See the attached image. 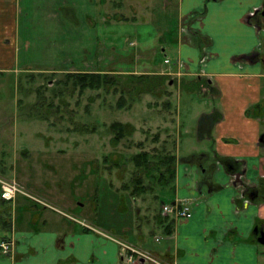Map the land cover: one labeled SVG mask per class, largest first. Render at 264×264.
<instances>
[{
  "label": "crops",
  "instance_id": "obj_1",
  "mask_svg": "<svg viewBox=\"0 0 264 264\" xmlns=\"http://www.w3.org/2000/svg\"><path fill=\"white\" fill-rule=\"evenodd\" d=\"M72 1L0 0V72L25 66L22 49L29 55L35 37L28 18L37 6L45 4L49 15L38 26L51 30V35L63 42L60 56L68 57L69 63L64 71L98 73L100 70L86 71L74 63L90 61L85 59L87 47L80 48L84 45L82 37L87 30L91 31L92 42L99 41L96 44L102 47L103 35L97 30L122 23L114 17L122 4L115 0H88L92 10L82 21L74 14L76 4ZM164 3L175 7L173 14L166 10L165 18L155 21L154 27L166 67L144 59L149 47H144L138 36V40L131 42L135 49L144 50L143 54L137 51L136 59L145 64L136 65L133 71L120 72L119 68L116 74L206 80L204 105L193 104L186 114L182 93H178L175 135L169 133L174 136L176 175L171 188H165L157 198L169 199L162 202L165 205L187 203L192 217L176 220L164 216L159 227L136 232L132 229L136 215H127L124 228L120 224L124 216L118 214L115 231L110 232L102 224L91 230L72 221L71 212L75 209L64 200H42L54 209L44 205L39 209L24 196H19L15 203L0 198V204L11 207L7 226L0 227V243L7 239L13 244L8 254L0 250V264H130L119 241L146 252L160 264H264V245L259 242L264 233V0ZM109 5L116 9L111 20L107 19L111 18ZM97 14L100 21H95ZM132 22L138 23L136 19ZM42 38L41 34L36 37ZM169 49L175 52V61L166 54ZM167 59L170 65L165 63ZM98 60L102 62L103 57L95 58L97 64ZM31 65L34 64H28ZM53 70L40 68L31 72H56ZM186 89L184 94L190 95L189 99L200 94L196 88ZM137 103L149 109L146 100ZM216 113L221 114L217 121ZM30 181L24 182L25 189L39 193ZM122 229L127 232H121ZM168 231L171 233L167 234Z\"/></svg>",
  "mask_w": 264,
  "mask_h": 264
},
{
  "label": "rangeland",
  "instance_id": "obj_2",
  "mask_svg": "<svg viewBox=\"0 0 264 264\" xmlns=\"http://www.w3.org/2000/svg\"><path fill=\"white\" fill-rule=\"evenodd\" d=\"M42 1L37 0L38 3ZM87 1H72L76 4L74 14L82 21L86 20V13L92 10ZM115 1H120L122 7L114 17L122 23L97 30L103 35L102 47H99L100 43L96 44L99 41L92 42L90 34L93 33L87 30L82 37L84 45L80 48L87 47L88 54L84 57L90 61L86 64L74 62L77 66H83L86 71L100 70L98 73L87 71L88 73L77 74H106L110 77L111 82L99 90L80 91L76 86V77L71 78V73L64 71V68H69V63L68 57L60 56L63 42L57 41L51 35V30L38 26L49 15L46 5L37 6L30 14L28 21L29 24L33 23L34 31L31 32H34L35 37L32 39L34 45L29 49V55L24 53V47L22 49V60H27L25 66L20 70L0 72V178L17 182L29 195L28 200L33 205L37 204L39 209L42 205L54 209L44 201L70 202L75 209L71 212V220L88 229L95 230L96 224H102L110 232L115 231L118 214L124 216V221L120 224L126 228L127 215L130 213L136 215H133L136 219L132 218L133 230L150 231L164 218L165 203L162 202L169 200L164 197L157 200V197L165 188L171 186L163 187L151 176L154 175L157 180L159 174L165 171L163 166L158 165L166 155L162 152V146L167 145L166 153L172 154L174 136L171 135H175V105H178V93H182L186 114L193 104L204 105L206 92L203 89L208 84L206 80L198 82L195 78L179 80L165 76L166 81L160 87L157 86L153 93L141 94L139 92L148 85L156 87L154 84L159 81L152 79L158 76L116 74L119 68L120 72L133 71L136 65L145 64L144 61L137 62L136 59L137 51L141 50L143 54L144 50L135 49L131 42L138 40V36L144 42V47H149L148 53L143 54L144 59L158 67H166L165 55L159 45L160 39L155 35L158 30L154 27L155 21L159 22L167 11L173 14L175 7L165 5L164 0ZM107 11L111 17L107 19L111 20L116 9L109 5ZM133 19L138 23L132 22ZM96 20L100 21L99 14L95 16ZM24 21L26 24L27 21ZM39 34L43 35L41 40L36 39ZM166 54L175 61V52L169 49ZM100 57H103V61L98 60L97 64L95 58ZM114 58H121V61H112ZM44 60H51L53 63L45 65L49 63H41ZM170 64L171 61L168 65ZM73 66L72 62L71 67ZM40 68H51L56 72H31ZM186 88H196L200 94L189 99L190 95L184 94ZM139 100H146L149 109L146 110L144 105L138 104ZM120 103L124 104L121 108L118 107ZM115 122L128 124L136 130L119 145L112 141L114 135L111 125ZM165 130L168 131L165 133ZM142 151L149 152L151 161L156 164V172L145 176V183L152 184L154 190L135 195L132 194V181L137 170L132 157ZM12 173H17L18 176ZM30 179L32 184H29L37 187L39 193L33 194L25 189L24 182H31ZM19 196L26 197L19 194L14 201L5 202L15 203ZM10 208L8 204H0V227H6L11 215ZM121 232L127 231L122 229ZM120 242L128 263L160 264L151 256V261L143 260L144 263H141L138 255L125 246L147 253ZM10 244L13 245L12 242Z\"/></svg>",
  "mask_w": 264,
  "mask_h": 264
},
{
  "label": "trees",
  "instance_id": "obj_3",
  "mask_svg": "<svg viewBox=\"0 0 264 264\" xmlns=\"http://www.w3.org/2000/svg\"><path fill=\"white\" fill-rule=\"evenodd\" d=\"M146 76V75H143ZM71 78L76 77V86L80 89V91L85 90H99L104 87L105 84L108 85V83L111 82V79L108 75L102 76L101 74H76L72 75L70 74ZM147 77H142V79H145ZM167 77L165 76H158L154 77L152 80H158V84L156 87H152V85H148L146 89L141 90L139 93L141 94H150L155 91V88L160 87L162 84L166 81ZM151 84V83H149ZM158 86V87H157ZM124 104H118V107H123ZM215 121L221 119V114L216 113L215 115ZM111 130L113 132V143L115 145H119L123 140L129 138L134 134L136 131L135 128L128 124H123L121 122H115L111 125ZM156 140V137L154 138ZM167 145L162 146V152H165V156L162 157L160 162L158 163L159 166H163L165 168V171H162L161 174H159L158 179L156 180L155 176L152 175L151 178L154 181H157V183H160L163 187L169 186L173 183L175 175H176V157H174L172 154H167ZM132 161L135 165V168L137 172L134 175V179L132 181L133 184V191L132 194L141 195V192H147V191H153L154 186L152 184H146L145 183V176L149 173L156 172V164L151 161V154L147 151H142L132 157ZM158 168V167H157ZM168 174V177H167ZM127 188V187H125ZM158 198V197H157ZM7 226V223H6ZM170 227V225L168 226ZM171 232L168 231L167 234H170Z\"/></svg>",
  "mask_w": 264,
  "mask_h": 264
},
{
  "label": "built area",
  "instance_id": "obj_4",
  "mask_svg": "<svg viewBox=\"0 0 264 264\" xmlns=\"http://www.w3.org/2000/svg\"><path fill=\"white\" fill-rule=\"evenodd\" d=\"M170 60H166L165 63L169 64ZM0 198L3 201H14L17 195L23 194L26 197L27 195L24 191L22 186H20L17 182L1 179L0 178ZM163 214L167 217L172 216L176 220H188L192 217V210L191 207L187 203H180V204H168L163 207ZM11 244L9 241H2L0 248L1 251L4 254H8L11 249ZM130 250L132 253L138 255V260H146L151 261L150 256L137 251L136 249L129 248L128 246H125ZM132 258L130 259V262H132Z\"/></svg>",
  "mask_w": 264,
  "mask_h": 264
},
{
  "label": "water",
  "instance_id": "obj_5",
  "mask_svg": "<svg viewBox=\"0 0 264 264\" xmlns=\"http://www.w3.org/2000/svg\"><path fill=\"white\" fill-rule=\"evenodd\" d=\"M262 17L264 18V5H263ZM259 242L264 245V233L261 234V238ZM141 263H144V261L142 260Z\"/></svg>",
  "mask_w": 264,
  "mask_h": 264
}]
</instances>
